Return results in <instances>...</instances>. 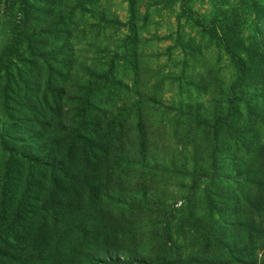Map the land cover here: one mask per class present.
<instances>
[{"label":"rangeland","instance_id":"rangeland-1","mask_svg":"<svg viewBox=\"0 0 264 264\" xmlns=\"http://www.w3.org/2000/svg\"><path fill=\"white\" fill-rule=\"evenodd\" d=\"M12 1L0 0V44L23 16ZM134 1L137 69L118 61L122 101L106 119L100 107L71 172L10 161L27 131L54 149L55 126L22 108L15 72L2 78L0 264H264V0ZM99 5L123 25L94 31L77 8L62 38L80 61L92 38L120 59L133 37L129 0Z\"/></svg>","mask_w":264,"mask_h":264},{"label":"trees","instance_id":"trees-1","mask_svg":"<svg viewBox=\"0 0 264 264\" xmlns=\"http://www.w3.org/2000/svg\"><path fill=\"white\" fill-rule=\"evenodd\" d=\"M100 2L79 0L73 4L70 0H19L23 9L20 25L16 23L13 31L9 32L10 38L0 44V84L3 78L5 86L10 87L16 73L17 81L21 82L22 108H37L34 111L36 115L41 114L47 120L46 124L39 121L43 130L50 125L55 126L51 129L56 145L48 151L44 145H39L41 131H27L19 142V148L6 146L11 162L14 159L21 160V169L26 166L31 173H35L40 167H49L71 172L67 159L75 161L78 146L82 147L85 154V139L88 144L94 142V134L85 129L90 125L98 126L99 120L108 116L122 101L118 97V93H121V79L118 76L120 63H126L133 71L137 69L139 37L133 29L135 1L129 0L131 10L127 23L132 26L133 37L120 59L118 49L92 38L91 48L94 52L87 60L80 61L77 48L69 47L67 40L62 38L63 34H70L67 23L75 17L77 8L81 16L90 15L94 19L95 23L90 26L94 31L111 29L115 35L123 24L112 11L109 13L101 9ZM66 5L70 7L67 11ZM226 48L232 52L230 46ZM236 62L240 69H244V61L237 58ZM78 67L82 69L80 76ZM140 102L138 99L137 103ZM101 106H105L103 118L99 111ZM236 114V109L229 108L225 117H217L212 124L215 135ZM68 120L77 123L68 128L64 125ZM86 131L90 132L87 138ZM0 138L3 135L0 134ZM9 183L13 184L12 180L9 179Z\"/></svg>","mask_w":264,"mask_h":264}]
</instances>
